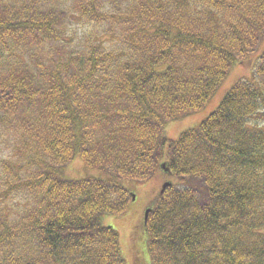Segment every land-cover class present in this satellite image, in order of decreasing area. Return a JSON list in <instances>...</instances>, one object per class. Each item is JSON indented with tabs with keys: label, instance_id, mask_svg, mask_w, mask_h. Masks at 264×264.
<instances>
[{
	"label": "trees",
	"instance_id": "16d2710c",
	"mask_svg": "<svg viewBox=\"0 0 264 264\" xmlns=\"http://www.w3.org/2000/svg\"><path fill=\"white\" fill-rule=\"evenodd\" d=\"M65 2L0 0V179L28 204L0 207V264H125L102 216L164 165L178 181L144 223L151 264H264V0ZM71 18L106 27L73 54ZM253 55L216 110L166 137ZM77 156L102 175L68 178Z\"/></svg>",
	"mask_w": 264,
	"mask_h": 264
},
{
	"label": "rangeland",
	"instance_id": "374dc122",
	"mask_svg": "<svg viewBox=\"0 0 264 264\" xmlns=\"http://www.w3.org/2000/svg\"><path fill=\"white\" fill-rule=\"evenodd\" d=\"M66 0H63V3ZM66 4H63V6ZM93 22H84L79 18H71L69 20V40L67 45L69 51L73 54L82 47V44L86 42V36L90 32L100 33L106 27L105 24H98ZM91 34V33H90ZM264 46L261 47V49ZM260 49V50H261ZM62 61L65 59L60 56ZM257 55H253L245 62L234 64L230 70L226 79L218 87L216 92L206 103V105L198 111L183 116L176 120H170L165 128V135L170 139H178L181 133L187 129L197 127L202 121H204L214 110H216L219 104L222 102L228 91L240 80L252 76L254 70V64L256 62ZM10 142L7 131H0V158H9L10 149H7V145ZM1 172V170H0ZM97 169L88 168L81 156H77L67 167L66 176L68 178H84V177H100ZM26 175L22 174L25 178ZM0 191L2 196L1 206L8 207L7 209L11 214L17 216L20 211H23V207L28 205L25 202L24 196L17 192H10V187L7 182H1ZM178 181L177 179L170 178L168 171L161 169L157 174L148 180L128 183L133 196L129 200L128 208L116 215L106 214L102 216V222L104 225L114 227L120 235V246L122 256L125 264H151V256L148 253V236L144 230L145 214L147 209L153 208L158 197L162 194L163 186L165 183H171Z\"/></svg>",
	"mask_w": 264,
	"mask_h": 264
},
{
	"label": "water",
	"instance_id": "95a60500",
	"mask_svg": "<svg viewBox=\"0 0 264 264\" xmlns=\"http://www.w3.org/2000/svg\"><path fill=\"white\" fill-rule=\"evenodd\" d=\"M163 169L166 170V171H168L167 168L165 167V165L163 166ZM169 185H170L169 182L164 184L163 190H162V194H163L164 190L166 189V187L169 186ZM151 210H152L151 208L147 209L146 214H145V220H147L148 215H149V213H150Z\"/></svg>",
	"mask_w": 264,
	"mask_h": 264
}]
</instances>
